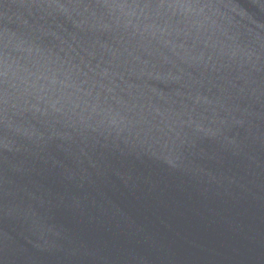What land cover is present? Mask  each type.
Masks as SVG:
<instances>
[{
    "label": "water",
    "instance_id": "95a60500",
    "mask_svg": "<svg viewBox=\"0 0 264 264\" xmlns=\"http://www.w3.org/2000/svg\"><path fill=\"white\" fill-rule=\"evenodd\" d=\"M0 264H264V0H0Z\"/></svg>",
    "mask_w": 264,
    "mask_h": 264
}]
</instances>
